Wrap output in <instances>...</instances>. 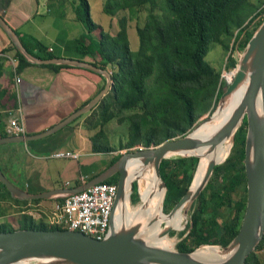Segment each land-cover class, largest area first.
<instances>
[{"label": "trees", "instance_id": "1", "mask_svg": "<svg viewBox=\"0 0 264 264\" xmlns=\"http://www.w3.org/2000/svg\"><path fill=\"white\" fill-rule=\"evenodd\" d=\"M73 2L75 17L83 24L86 33L67 47L76 49L77 59L90 56L91 60L87 61L110 69L113 79L112 87L84 118L88 127L95 130L90 136V149L95 153L117 150L105 128L113 119L127 126L125 141L119 142L118 149L137 145L148 147L192 129L200 116L211 113L227 86L221 79V71L204 60L210 43H219L225 50L231 48L227 67L234 68L237 52L242 51L264 18V0H104L102 11L105 14L128 13L119 17V28L112 32L92 20L87 0ZM141 10H146V14L144 21L136 24L138 43L132 50L127 23ZM19 39L27 51L38 58L58 55L47 50V45L32 35ZM7 40L3 53L13 51L17 60L15 71L19 73L32 63L16 50L8 37ZM42 65L53 69L72 67ZM7 107H16L14 90H11ZM245 134L244 119L235 133L229 155L215 165L208 183L195 201L190 218L192 225L190 221L187 223L186 229L180 233L182 236L188 230L186 235L176 243L179 251H191L203 243L224 246L238 232L246 203ZM5 135L0 131V137ZM119 155L112 156L108 165ZM197 162L198 158L193 156L161 160L160 175L167 190L163 209L161 205L154 217L165 215L164 212H168L186 192ZM117 176L113 175L105 182L116 183ZM132 189L134 193L130 199L134 203L138 201L136 182ZM41 201L12 198L0 182V231L62 229L49 225L44 212L39 218L26 212L25 205ZM245 264H264V236L247 256Z\"/></svg>", "mask_w": 264, "mask_h": 264}, {"label": "water", "instance_id": "2", "mask_svg": "<svg viewBox=\"0 0 264 264\" xmlns=\"http://www.w3.org/2000/svg\"><path fill=\"white\" fill-rule=\"evenodd\" d=\"M0 28L16 50L31 63L81 67L105 78L104 86L88 103L53 126L49 132L57 131L90 111L112 87L113 79L108 69L96 66L84 59L64 56L38 58L27 51L17 33L1 15ZM239 88H241L240 96L224 121L207 136L195 134L200 123L209 119L217 108L223 105L227 98ZM244 119L246 120V134L243 163L246 178V203L238 232L226 245L203 243L191 251H179L174 247L161 246L142 234V229L147 222L140 212L129 222H126V212H124L121 214L120 223L115 225L113 214L119 203L123 206L126 186L128 185L130 190L128 200L131 201L129 198L133 191L132 185L134 181L138 182L137 179L129 178V163L135 162L141 167L152 170L157 181V189L162 193L161 207L163 209L167 189L160 175L161 160L191 156L199 160V151L210 153L211 157L201 181L192 187L193 174L186 192L168 212L164 213L169 216L184 203H189V208L193 209L215 165L222 163L229 155L235 133ZM205 120L194 124L192 129L183 135H177L148 147L137 145L120 152L119 157L103 171L74 187L30 193L11 183L0 169V182L9 191L11 197L18 200L58 199L103 182L115 174L118 175L113 213L109 229L102 239L98 240L80 231L69 229L16 228L11 231H0V264H19L23 261H26V264H245L247 256L255 250L264 236V18L253 31L242 51L238 53L232 78L220 95L216 108ZM27 137L25 135L3 136L0 137V144L12 140L25 141L28 140ZM226 140L230 141L228 153L219 160L217 148ZM137 190L139 193V187ZM139 200L141 202L140 195ZM145 202L146 200L142 201L140 209L145 206ZM121 210L124 211V207H121ZM190 225H192L191 220ZM171 230L175 229L164 227L159 235H168ZM202 246L217 247L220 255L215 258L199 257L196 251Z\"/></svg>", "mask_w": 264, "mask_h": 264}, {"label": "crops", "instance_id": "3", "mask_svg": "<svg viewBox=\"0 0 264 264\" xmlns=\"http://www.w3.org/2000/svg\"><path fill=\"white\" fill-rule=\"evenodd\" d=\"M56 5H60L56 0H0V15L18 37L32 35L45 43L47 50L52 48L51 51L57 52V56L77 59L79 57L74 47L69 49L72 55L68 52L67 45L71 41L67 39L68 34L51 35L46 32L42 36H35L30 31V25L38 16L42 17L43 12L49 13ZM66 6L71 14L68 10L61 11L62 18L74 21V6L72 9L70 1ZM7 41V35L0 28V131H4L8 116L17 113L21 115L25 132L5 136L25 135L28 140L0 144L1 171L11 183L30 193L74 187L90 180L91 176L93 178L103 171L109 159L116 155L115 152L91 151L90 136L94 129L84 121L90 111L55 132L49 130L88 103L104 85V78L88 69L86 73L80 72V67L53 69L32 63L18 73L20 82L16 85L11 61L13 51L3 53ZM83 59L91 60V57L84 56ZM89 71L93 74H89ZM11 90L15 91L16 107L13 109L7 107ZM56 151H71L77 156H51ZM58 199H42L38 203L41 209H33L34 218H39L44 212L46 219V211ZM32 205L37 204H28Z\"/></svg>", "mask_w": 264, "mask_h": 264}, {"label": "bare ground", "instance_id": "4", "mask_svg": "<svg viewBox=\"0 0 264 264\" xmlns=\"http://www.w3.org/2000/svg\"><path fill=\"white\" fill-rule=\"evenodd\" d=\"M231 73H227L228 79L231 77ZM241 93V88L234 91L225 101L223 105L217 108L214 114L207 120L200 123L195 134L201 136H207L213 132L228 116L233 104L239 98ZM230 147V141L226 140L222 145L217 148V158L220 160L226 156ZM211 157L210 153L204 151H199V160L197 167L194 172V179L192 182V187H195L202 179L209 158ZM130 168V179L138 180L139 195L141 198V203H139L134 208H129L128 206V194L130 192L128 185L126 186L125 196L123 199V206L119 203L113 214V221L115 225H118L121 221V214L126 212L125 220L129 222L133 217L140 212L147 224L145 225L142 234L148 237V239L153 240L155 243L165 246L173 247L174 238L169 237L168 235L160 236L159 232L165 227H171L175 230L182 229V224L186 219V215L189 209V203L182 204L175 212L168 215L154 217L155 212L161 205L162 193L161 190L157 189V181L152 175L150 168H144L135 162L128 164ZM155 190V192H152ZM152 192V193H151ZM146 200L145 206L139 208L142 204V201ZM121 207H124V211L121 210ZM150 221L151 223L149 224ZM197 255L202 258H215L220 255L217 247L212 246H202L197 249ZM19 264H26V261H23Z\"/></svg>", "mask_w": 264, "mask_h": 264}, {"label": "rangeland", "instance_id": "5", "mask_svg": "<svg viewBox=\"0 0 264 264\" xmlns=\"http://www.w3.org/2000/svg\"><path fill=\"white\" fill-rule=\"evenodd\" d=\"M56 1L60 5L53 6L52 10L47 14L43 12L44 15L42 17L38 16V18L35 20L34 24L30 25V27H31L30 31L35 36H42L46 32H48V34H51V35L59 34V33H61V34L66 33V34H68L67 39L71 40L68 42V44L71 45V42H73V40L75 42V39L80 38V36H82L83 34L86 33V32L83 33L84 26H83V24L80 23L79 20L76 19L75 16H74L75 17L74 21H72V20L66 21L65 19L62 18V15L60 14L61 11H67L68 10L66 5H67V3H69V1H70V4L72 5V9H73V6H75V4H74V2L72 3V1H74V0H56ZM75 1L78 2V0H75ZM87 1H88L89 12H90L92 20L94 22H96L97 24L101 25L104 30H110L112 32H116L119 28L118 27L119 17L123 14L128 15V13L126 11L125 12L121 11V12H118L114 16H109L102 11V5H103L104 0H87ZM73 11L75 12V9ZM68 12L71 14V12L69 10H68ZM137 14L138 15L135 18L129 19L128 23H127V33H128L130 48L132 50H135L137 48V43H138L137 35H136V31H135L136 24L138 23V21L140 23H142L144 21L146 10H141ZM28 29H29V26H28ZM93 34H95V32ZM69 48H68V52L71 53L72 51L69 50ZM230 51H231V48H229V50H225L222 47V45H220L219 43L212 42L209 45L208 52L204 56V60L210 66L215 68L216 70L221 71V74L224 75V72L229 73L233 69V68L230 69L227 67V57H228V54L230 53ZM71 55H72V53H71ZM74 55H76V54H74ZM77 55H78V53H77ZM78 70L80 72H83V73L88 72L87 69L81 68V67L78 68ZM108 70L110 71V69H108ZM89 74L92 75L93 73L91 71H89ZM217 103H218V100H217ZM217 103L213 107L211 113L216 108ZM211 113H209V112L204 113L202 116L199 117V119L196 121L195 124H197V122L205 120L208 116H210ZM105 128H106L107 133L110 137L111 144L117 149L116 151H114L115 152L114 154H119L120 152H124L126 150H129V149H118L120 147L119 142L125 141L126 132H127L126 123H118L117 120L113 119V120H110L106 124ZM94 131L95 130H93V133H94ZM136 184L138 187L137 181H136ZM132 193H134V192L131 191L130 197H131ZM136 194L138 195V201L134 202V203L129 201L128 202L129 208H134L139 203H141V202H139L140 200H139L138 190H136ZM32 206H31V208H33V209H40L41 208V205H39V204L32 205ZM35 206H37V207H35ZM27 207H28V204L25 205V209ZM192 210H193L192 207L189 208L187 215H186V219L182 224V229H180L178 231L177 230H171L168 234L169 237L174 238V245H173L174 248H176V243L182 237V236H180V233L186 229L187 223L190 221Z\"/></svg>", "mask_w": 264, "mask_h": 264}, {"label": "built area", "instance_id": "6", "mask_svg": "<svg viewBox=\"0 0 264 264\" xmlns=\"http://www.w3.org/2000/svg\"><path fill=\"white\" fill-rule=\"evenodd\" d=\"M51 50L52 48L49 49V51ZM11 61L13 64L14 80L17 85L20 82V77L15 71L17 60L13 56L11 57ZM233 70L234 68L229 72L232 75ZM232 75L228 79L227 72H224V75L221 74V79L227 83L231 80ZM4 132L8 135H17L25 132L20 114L13 113L8 116L4 125ZM51 156L76 157L77 154L71 151H56ZM115 194L116 183H106L105 181L96 183L84 190L56 200L52 207L46 211V222L49 225H57L62 229L80 231L100 240L109 229ZM26 211L30 214L34 213L31 206H28Z\"/></svg>", "mask_w": 264, "mask_h": 264}, {"label": "flooded vegetation", "instance_id": "7", "mask_svg": "<svg viewBox=\"0 0 264 264\" xmlns=\"http://www.w3.org/2000/svg\"><path fill=\"white\" fill-rule=\"evenodd\" d=\"M115 175H116V174H115ZM159 207H160V206H159ZM158 209H159V208H158ZM158 209H157V210H158ZM156 212H157V211H156ZM156 212H155V213H156Z\"/></svg>", "mask_w": 264, "mask_h": 264}]
</instances>
